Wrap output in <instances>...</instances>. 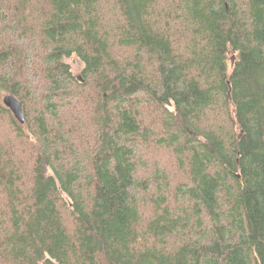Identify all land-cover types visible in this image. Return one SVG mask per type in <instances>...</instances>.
<instances>
[{
  "label": "trees",
  "instance_id": "obj_1",
  "mask_svg": "<svg viewBox=\"0 0 264 264\" xmlns=\"http://www.w3.org/2000/svg\"><path fill=\"white\" fill-rule=\"evenodd\" d=\"M0 264H264V0H0Z\"/></svg>",
  "mask_w": 264,
  "mask_h": 264
},
{
  "label": "water",
  "instance_id": "obj_2",
  "mask_svg": "<svg viewBox=\"0 0 264 264\" xmlns=\"http://www.w3.org/2000/svg\"><path fill=\"white\" fill-rule=\"evenodd\" d=\"M4 104L11 109L16 118L24 123V113L22 104L12 95H7L4 97Z\"/></svg>",
  "mask_w": 264,
  "mask_h": 264
},
{
  "label": "rangeland",
  "instance_id": "obj_3",
  "mask_svg": "<svg viewBox=\"0 0 264 264\" xmlns=\"http://www.w3.org/2000/svg\"><path fill=\"white\" fill-rule=\"evenodd\" d=\"M66 61L70 65L73 74L77 77H80V74L84 67V63L76 55L67 58ZM44 170L46 172L48 171L46 167L44 168Z\"/></svg>",
  "mask_w": 264,
  "mask_h": 264
}]
</instances>
